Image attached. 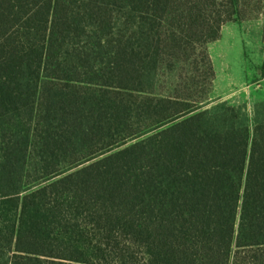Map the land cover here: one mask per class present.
<instances>
[{
    "label": "trees",
    "instance_id": "1",
    "mask_svg": "<svg viewBox=\"0 0 264 264\" xmlns=\"http://www.w3.org/2000/svg\"><path fill=\"white\" fill-rule=\"evenodd\" d=\"M245 2L0 0V264H264V95L209 96Z\"/></svg>",
    "mask_w": 264,
    "mask_h": 264
},
{
    "label": "rangeland",
    "instance_id": "2",
    "mask_svg": "<svg viewBox=\"0 0 264 264\" xmlns=\"http://www.w3.org/2000/svg\"><path fill=\"white\" fill-rule=\"evenodd\" d=\"M242 19L222 25L208 44L215 77L209 96L245 104L248 109L264 95L259 69L264 61V0H245Z\"/></svg>",
    "mask_w": 264,
    "mask_h": 264
}]
</instances>
